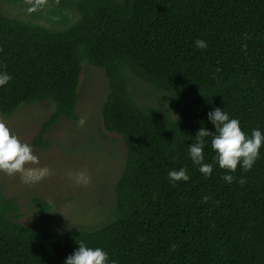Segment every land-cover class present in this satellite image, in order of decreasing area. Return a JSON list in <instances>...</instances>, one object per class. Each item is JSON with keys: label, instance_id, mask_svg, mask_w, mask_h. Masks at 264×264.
<instances>
[{"label": "trees", "instance_id": "trees-1", "mask_svg": "<svg viewBox=\"0 0 264 264\" xmlns=\"http://www.w3.org/2000/svg\"><path fill=\"white\" fill-rule=\"evenodd\" d=\"M37 1L40 16L45 3ZM48 16L51 26L0 11V72L11 76L0 87V115L50 103L33 141L45 147L62 119L77 120L85 63L104 72L102 126L120 137L125 159L112 208L93 228L23 226L16 202L0 196V264H64L81 242L106 251L109 264H264V144L250 170L229 173L231 183L211 136L203 149L211 175L188 155L201 127L214 132L207 114L215 108L246 135L264 134V0H59ZM197 39L207 48L197 49ZM132 80L163 99L141 101ZM180 168L189 180L170 181Z\"/></svg>", "mask_w": 264, "mask_h": 264}, {"label": "rangeland", "instance_id": "rangeland-1", "mask_svg": "<svg viewBox=\"0 0 264 264\" xmlns=\"http://www.w3.org/2000/svg\"><path fill=\"white\" fill-rule=\"evenodd\" d=\"M41 1L45 8L40 16L37 0L15 5L1 3L0 11L51 26L46 12L59 0ZM81 67L77 120L62 119L47 135L45 147L34 145L33 141L53 110L50 103L22 106L10 117L0 115V124L21 144L29 145L38 161L26 163L22 173L8 175L0 171V196L16 202V222L23 226L51 232L93 228L105 221L114 203L113 185L122 170L126 150L120 137L105 132L102 126L100 111L108 92L103 70L85 63ZM132 83L130 91L140 100L156 104L163 99L137 80ZM35 198L50 209L37 210L31 203Z\"/></svg>", "mask_w": 264, "mask_h": 264}, {"label": "clouds", "instance_id": "clouds-1", "mask_svg": "<svg viewBox=\"0 0 264 264\" xmlns=\"http://www.w3.org/2000/svg\"><path fill=\"white\" fill-rule=\"evenodd\" d=\"M197 49L207 48L205 41H194ZM11 76L0 72V87L8 84ZM208 121L213 125L214 132H209L201 127L195 136V143L188 145V155L195 165H199V172L205 177L212 174L213 167L210 163H203V149L206 137L211 136L210 147L215 152V161L220 169L226 170L222 179L231 183L234 173L239 165L243 171L250 170L259 157V150L264 144V134L259 129H253L248 136L241 130L238 119L230 118L220 108H215L207 114ZM37 163V157L32 154L29 145L21 144L17 137L11 135L9 130L0 124V171L8 175L25 171L26 163ZM168 179L172 182L188 181L189 176L184 168L170 170ZM241 182H243L241 180ZM64 264H109L106 251L100 247H89L83 242L64 260Z\"/></svg>", "mask_w": 264, "mask_h": 264}]
</instances>
